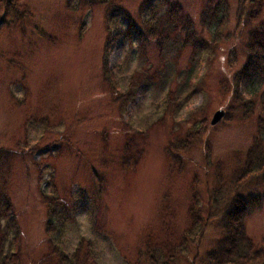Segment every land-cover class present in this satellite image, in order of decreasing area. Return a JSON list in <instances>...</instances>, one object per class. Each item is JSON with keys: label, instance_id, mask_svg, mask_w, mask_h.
I'll list each match as a JSON object with an SVG mask.
<instances>
[{"label": "rangeland", "instance_id": "obj_1", "mask_svg": "<svg viewBox=\"0 0 264 264\" xmlns=\"http://www.w3.org/2000/svg\"><path fill=\"white\" fill-rule=\"evenodd\" d=\"M14 1L17 12L6 22L0 5V189L20 229L16 264H59L60 252L88 239L89 264H146V246H180L194 194L209 223L176 264H203L222 235L219 211L230 180L253 144L258 118L264 121L257 102L244 118L232 94L248 32L264 21V0L247 25H237L239 0H227L225 35L211 54L182 47L175 33L161 49L159 35L140 36L146 21L155 26L164 14L162 0H120L130 20L111 18L104 4ZM173 1L206 35L199 18L207 0ZM219 109L225 115L212 125ZM195 126L201 133L189 149L169 152V142ZM128 143L138 157L123 165ZM42 194L62 211L57 232L46 231ZM240 194L263 196L247 211L245 229L264 247V180L253 179Z\"/></svg>", "mask_w": 264, "mask_h": 264}, {"label": "trees", "instance_id": "obj_2", "mask_svg": "<svg viewBox=\"0 0 264 264\" xmlns=\"http://www.w3.org/2000/svg\"><path fill=\"white\" fill-rule=\"evenodd\" d=\"M68 2L71 0H67ZM149 0H146L148 2ZM166 2L164 14L160 15L154 25L146 21V33L139 32L145 40L159 35L156 45L162 48V39H169L170 33H175L182 47H189L193 51L211 54L222 42L226 25L228 23L227 0H207L202 9L199 23L206 30V35L196 30L190 16L184 12L182 6L173 0ZM120 0H77V6L91 7L95 4H104L108 8V15L130 16L119 6ZM4 7V22L11 14L17 12L18 6L14 0H0ZM263 0H239L236 20L237 25H247L256 19L261 11ZM15 16V15H14ZM130 25V24H129ZM129 28L122 34L126 36ZM143 33V34H142ZM161 38V39H160ZM164 40V41H165ZM107 43L105 48L107 47ZM246 59L243 65L232 76V94L236 101L240 102L243 117L252 115L256 102L264 112V88H261L264 77V21L253 27L248 32L246 42ZM107 51L105 52V56ZM104 64L105 80L112 85L110 71ZM113 87V86H111ZM113 90V88H112ZM169 97V96H168ZM168 99V98H167ZM168 102V101H166ZM40 123L46 125V120ZM201 133L198 126L193 127L183 139L169 142V152H184L189 149L192 141ZM264 121L258 118L257 135L253 144L247 150L242 167L237 170L229 183V197L220 209L222 235L214 247L205 254L203 264H264V247L256 246L254 241L247 235L245 229V217L248 210L259 208L263 200L261 195H241L240 190L253 179L264 180ZM126 154L122 158L123 165L135 163L138 155L130 152L129 143L125 147ZM215 198L221 194L219 187L214 190ZM47 206L48 220L46 223L47 233L57 232L63 226L62 211L56 208L45 194H42ZM212 216L213 214H208ZM190 226L181 235L180 246L171 248L165 252L156 247L146 246L142 252L146 264H176L179 255H182L188 246L197 247L205 234L208 225V217L201 214L196 206V195L189 206ZM20 229L14 214L13 205L7 191L0 189V264L18 263L17 247L19 245ZM150 243V242H148ZM94 254L93 242L79 241L71 253L60 252L59 264H89V259Z\"/></svg>", "mask_w": 264, "mask_h": 264}, {"label": "water", "instance_id": "obj_3", "mask_svg": "<svg viewBox=\"0 0 264 264\" xmlns=\"http://www.w3.org/2000/svg\"><path fill=\"white\" fill-rule=\"evenodd\" d=\"M225 115V111L224 109H219L217 110L214 115L213 118L211 120V124L214 125L216 124L218 121H220L222 119V117Z\"/></svg>", "mask_w": 264, "mask_h": 264}]
</instances>
